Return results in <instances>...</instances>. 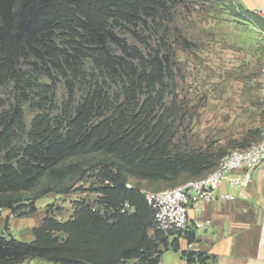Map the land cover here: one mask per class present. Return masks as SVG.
<instances>
[{"label": "trees", "instance_id": "1", "mask_svg": "<svg viewBox=\"0 0 264 264\" xmlns=\"http://www.w3.org/2000/svg\"><path fill=\"white\" fill-rule=\"evenodd\" d=\"M167 11L168 0H0V87L24 81L26 61L51 78L56 72L88 84L76 100L74 85L67 81L60 116L36 115L25 145L18 144L24 126L21 108L0 112V210L35 211L38 199L77 190L98 166L102 171L96 176V192L106 203L103 213L90 202L78 203L64 221L49 213L34 228L30 242L0 235V264L29 259L158 263L168 235L153 230L154 210L146 189L137 182L127 184L131 177L149 186L203 177L212 170L213 155L177 145L180 139L170 118L176 121L172 109L179 95L170 58L157 51L144 54L120 39L113 27L127 23L141 39L138 24ZM241 14L258 19L246 10ZM111 42L120 46L121 54L112 50ZM88 60L94 71L89 79ZM167 85L174 87L170 112L159 115L155 109L167 99ZM96 153L109 158L91 163L88 156ZM125 202L133 212H121ZM199 260L204 262L201 256Z\"/></svg>", "mask_w": 264, "mask_h": 264}, {"label": "rangeland", "instance_id": "2", "mask_svg": "<svg viewBox=\"0 0 264 264\" xmlns=\"http://www.w3.org/2000/svg\"><path fill=\"white\" fill-rule=\"evenodd\" d=\"M242 12L240 6L229 0H168L167 12H160L155 18L145 17L146 21L138 24L141 39L133 34L135 27L127 23L113 27L120 39L144 54L157 51L170 58L179 95L172 109L178 114L176 121L170 118L173 131L180 139L177 145L181 150L210 151L212 169L230 150L259 140L263 129L260 108L264 87L263 20L251 19ZM110 45L115 53L121 54L118 44L111 42ZM85 68L89 79L94 72L90 60L86 61ZM24 69L26 75L20 85L12 81L0 87V112L18 105L23 113L19 145L27 143L36 115L48 113L53 119L60 116L62 104L68 97L67 81L74 85L76 100H81L88 90L85 81L66 78L56 72L51 78L38 68L34 69L29 61ZM165 90V105L155 109L159 115L170 112L167 107L174 87L167 85ZM181 116H184L183 122ZM88 157L91 163L109 158L102 153ZM101 169L102 166H98L95 171L88 172L77 190L71 192L74 194L60 198L62 204L53 203V210H64L66 204L63 203L70 208L71 202L77 206L95 201L99 185L96 176ZM193 178L192 175L186 181ZM130 182L140 183L144 189L152 191L175 187L185 180L174 186L171 181L149 186L146 181L138 182L132 177Z\"/></svg>", "mask_w": 264, "mask_h": 264}, {"label": "crops", "instance_id": "3", "mask_svg": "<svg viewBox=\"0 0 264 264\" xmlns=\"http://www.w3.org/2000/svg\"><path fill=\"white\" fill-rule=\"evenodd\" d=\"M236 5L264 21V0H236ZM259 8L262 15L255 13ZM251 172L252 179L246 189L229 181L220 184L218 192L234 194L235 199L205 200L201 210L191 207L187 231L167 237L157 264H264V162L254 166ZM242 175V171H235L232 177ZM51 194L38 199L32 212L28 208L23 214H13L9 209H1L0 235L30 242L34 240V228L40 227L49 213L58 220H67L74 213L75 203L71 202L70 208L63 203L65 209L55 211L53 203L62 204L60 198L68 194ZM198 222L204 226L196 227ZM200 256L204 259L202 263ZM20 264L60 263L29 259ZM125 264L140 263L133 259Z\"/></svg>", "mask_w": 264, "mask_h": 264}, {"label": "built area", "instance_id": "4", "mask_svg": "<svg viewBox=\"0 0 264 264\" xmlns=\"http://www.w3.org/2000/svg\"><path fill=\"white\" fill-rule=\"evenodd\" d=\"M236 4V0H229ZM259 8L256 14L262 15ZM264 35V21L262 26ZM264 77V66L262 69ZM260 108L264 117V87L260 97ZM264 162V120L262 137L259 141L254 142L246 148H235L230 150L220 161L218 166L207 173L205 176L190 179L183 184L162 190H146L145 195L148 203L154 210L153 230L171 235H183L189 225V209L194 207L197 210L202 209V202L205 200L219 199H235L234 194L219 193L220 184L229 181L232 185L246 189L252 179L251 169ZM235 171H242L241 177H232ZM105 183H108L106 180ZM131 187V183L127 184ZM102 194L97 192L96 200L89 201L94 210L101 213L105 211L106 203H101ZM134 207L125 202L121 208V212L131 213ZM13 215V214H12ZM204 224L198 222L196 227L200 228Z\"/></svg>", "mask_w": 264, "mask_h": 264}]
</instances>
